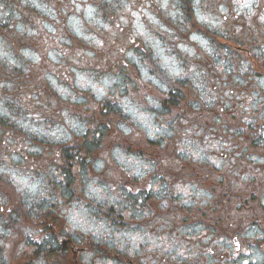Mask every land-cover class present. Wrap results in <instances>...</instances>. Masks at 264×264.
Masks as SVG:
<instances>
[{
  "label": "clouds",
  "instance_id": "1",
  "mask_svg": "<svg viewBox=\"0 0 264 264\" xmlns=\"http://www.w3.org/2000/svg\"><path fill=\"white\" fill-rule=\"evenodd\" d=\"M0 264H264V0H0Z\"/></svg>",
  "mask_w": 264,
  "mask_h": 264
}]
</instances>
